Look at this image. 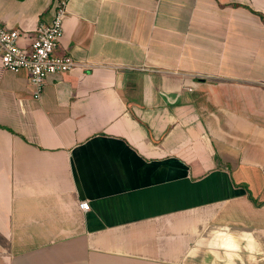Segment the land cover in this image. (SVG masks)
I'll use <instances>...</instances> for the list:
<instances>
[{"label": "crops", "instance_id": "0c3cea01", "mask_svg": "<svg viewBox=\"0 0 264 264\" xmlns=\"http://www.w3.org/2000/svg\"><path fill=\"white\" fill-rule=\"evenodd\" d=\"M62 31L38 92L0 64V264H264V0H68Z\"/></svg>", "mask_w": 264, "mask_h": 264}, {"label": "built area", "instance_id": "2783aa9c", "mask_svg": "<svg viewBox=\"0 0 264 264\" xmlns=\"http://www.w3.org/2000/svg\"><path fill=\"white\" fill-rule=\"evenodd\" d=\"M68 0H57L49 22H39L31 36L0 22V64L11 72L26 71L36 92L45 83L50 74H62L79 63L69 53L58 52L62 36V18L66 12ZM82 210L89 208L88 201H79Z\"/></svg>", "mask_w": 264, "mask_h": 264}]
</instances>
